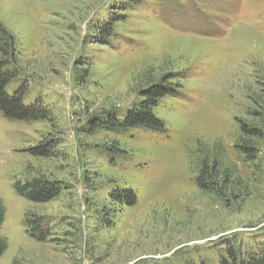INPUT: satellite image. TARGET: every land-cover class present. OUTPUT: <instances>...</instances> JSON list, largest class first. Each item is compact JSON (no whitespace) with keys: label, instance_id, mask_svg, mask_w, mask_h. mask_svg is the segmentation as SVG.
Returning a JSON list of instances; mask_svg holds the SVG:
<instances>
[{"label":"rangeland","instance_id":"1","mask_svg":"<svg viewBox=\"0 0 264 264\" xmlns=\"http://www.w3.org/2000/svg\"><path fill=\"white\" fill-rule=\"evenodd\" d=\"M5 46L20 73L7 91L22 87L47 118L0 113V264H220L228 246L264 249V143L254 159L233 148L237 120L264 104V0H0ZM168 74L178 94L154 108L161 128L87 129ZM45 143L51 156L31 154ZM207 150L247 195L227 204L195 184ZM36 175L60 184L54 199L16 193ZM119 187L134 205L111 200ZM28 212L49 221L45 242L27 233Z\"/></svg>","mask_w":264,"mask_h":264},{"label":"trees","instance_id":"2","mask_svg":"<svg viewBox=\"0 0 264 264\" xmlns=\"http://www.w3.org/2000/svg\"><path fill=\"white\" fill-rule=\"evenodd\" d=\"M114 20L108 21V33L104 39L111 35ZM103 34H106L104 32ZM105 40H103L104 42ZM0 113L9 120H38L47 118L45 108L37 102L26 103V92L22 87H18L12 92L7 91V86L14 81L15 77L19 75L17 65L12 66L8 51L0 50ZM148 77L147 79H149ZM173 76L171 74L165 75V78L155 82L153 79L145 82L138 89L139 98L128 110L122 113H106L87 122V129L91 131L96 130H111L116 133L125 132L140 127H150L153 129L161 128L163 123L155 115L154 108L158 105L159 100L166 96H176L177 90L171 82ZM20 80V79H19ZM157 81V80H156ZM259 106H263V101H257ZM262 104V105H261ZM258 105L250 110H247L250 119H238L240 136L238 143L233 148L242 152L247 159H254L259 152L260 143H264V112H258ZM258 107L257 109H255ZM261 141V142H260ZM51 142V141H50ZM51 143H54L53 141ZM43 148L31 149V154L34 156L49 157L53 152H49L48 145L45 143ZM215 145V144H214ZM213 145V146H214ZM212 146V147H213ZM216 147H213V151ZM108 154L114 153L113 146H109ZM207 150L201 154L199 161L200 167L198 176L195 178V184L206 192H214L218 196H223L227 199L229 204V194L231 199H236L234 193L240 189L241 195H247L248 187L245 183L234 175L235 166L230 170L222 168V159L218 154L210 153ZM211 151V152H213ZM232 171V172H231ZM16 193L24 197L26 200L33 203H46L54 199L60 191V184L46 176H34L31 179L22 182H16L14 185ZM228 190V191H226ZM239 193V192H238ZM227 195V198H226ZM111 200L125 204L134 205L137 201V196L132 188L119 187L110 194ZM5 207L0 200V228L4 221ZM49 221L45 216L35 213H25L24 226L27 233L38 241L45 242L50 236V229L48 227ZM7 247V240L0 235V256ZM220 264H264V249L246 250L242 252L237 247H229L226 250V255L219 259Z\"/></svg>","mask_w":264,"mask_h":264}]
</instances>
